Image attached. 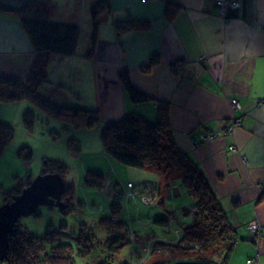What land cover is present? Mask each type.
Instances as JSON below:
<instances>
[{
	"label": "crops",
	"instance_id": "0c3cea01",
	"mask_svg": "<svg viewBox=\"0 0 264 264\" xmlns=\"http://www.w3.org/2000/svg\"><path fill=\"white\" fill-rule=\"evenodd\" d=\"M44 1L55 6L49 22L79 26L80 36L74 55L51 56L47 82L39 92L60 105L97 109L101 124L130 113L153 123L157 103H167L175 145L201 170L233 228L234 245L225 264H247L249 258L255 260L252 264H264V103L258 104L264 98V0H237L239 7L224 9L220 3L225 0H105L110 10L100 17L89 56L90 7L96 0H0V76L27 77L35 53L16 11ZM116 21L138 22L140 29L117 35ZM120 73H126L131 86L148 99L131 101ZM231 99L238 101L239 108L232 107ZM94 127L100 135V126ZM94 127L85 132L89 135ZM212 133L214 138L202 140ZM108 162L105 168L98 164L88 171L103 177L105 172L137 176L138 184L127 182L140 187L139 192L151 185L163 187L161 200L154 204L162 210L172 201L173 214L159 237L154 232L136 233L128 223L133 234L130 245L139 250L151 241L174 242L182 225L191 220L183 209L192 208L191 197L187 194L188 204L181 194L179 175L172 174L173 181L165 186L166 177L154 169H125ZM147 171L158 179L148 180ZM107 179L112 195L120 179ZM139 192L127 197L130 206L140 204ZM177 194L186 206L175 207ZM114 195L109 204L121 203ZM157 215L147 211L145 221L150 222L144 223L164 217ZM250 221L261 226L258 241L247 229Z\"/></svg>",
	"mask_w": 264,
	"mask_h": 264
},
{
	"label": "trees",
	"instance_id": "16d2710c",
	"mask_svg": "<svg viewBox=\"0 0 264 264\" xmlns=\"http://www.w3.org/2000/svg\"><path fill=\"white\" fill-rule=\"evenodd\" d=\"M54 9L53 4L44 1L30 4L16 11L35 55L24 80L0 77V104L32 102L52 118L67 122L74 128L100 126V140L107 157L126 167L155 169L166 177L164 178L165 186H170L168 183L173 181L172 174L179 175L183 187L192 199L191 207L193 208L192 211L186 208L182 212L190 215L191 220L182 225L179 236L174 242L158 241L156 247L165 249L168 254L147 264H172L186 257H191L189 260L212 262L214 257H217L221 264L227 263L234 245L233 228L201 170L175 145L167 103H157V117L153 123L146 121L140 115L130 113L118 121L101 124L97 109L60 105L51 96H45L39 92L40 85L47 82V66L51 56L74 55L80 36L79 26L49 22L48 17ZM109 10L110 7L105 0H96L90 7L93 31L88 56L93 52L100 17ZM114 28L117 35H120L140 29V25L133 21H116ZM119 78L131 101L143 102L148 99L131 86L126 73H120ZM32 115L26 110L23 113V122L28 131L32 130ZM12 138V124L0 119V155ZM76 143L80 148L78 140ZM18 154L24 161L32 159V153L28 147L20 148ZM66 169L64 162L60 160L44 159L40 174L59 173L64 177ZM102 178L101 174L88 171L84 174V183L101 189ZM17 184L6 192L7 196H4L3 203L11 202L14 195L21 193L23 187ZM154 187L156 199L159 202L162 189L157 185ZM73 193L72 183L66 181L61 196L63 205L59 208L63 215H68L75 209ZM121 209L120 201H113L110 204V216L99 220L100 228L107 235L103 245L107 256L98 264H112L113 257H118L123 247L130 244L126 228L128 222L118 221ZM170 212L168 217L156 218L154 224L166 228L169 224L168 219L173 214ZM83 229L81 228L79 237L77 235L76 244L71 245L60 240V232L53 230H48L40 237L35 236L22 229L18 220L8 236V251L6 257L0 259V264H76L75 255L84 257L91 253L93 248L91 237L88 234L84 236L87 230ZM191 245H196L198 250L192 249ZM132 249L135 250L130 252L127 261L123 264H127L132 257L139 258L140 251L136 250V247ZM178 253L185 257L171 259V256Z\"/></svg>",
	"mask_w": 264,
	"mask_h": 264
},
{
	"label": "rangeland",
	"instance_id": "374dc122",
	"mask_svg": "<svg viewBox=\"0 0 264 264\" xmlns=\"http://www.w3.org/2000/svg\"><path fill=\"white\" fill-rule=\"evenodd\" d=\"M82 39L83 38H81V40ZM24 108L26 111L33 114V126L31 131L27 130L26 124L23 122ZM0 119L4 121L7 119L6 121L11 123L13 128V138L0 155V206L3 204L4 196H7L6 192L11 189V187L18 183L17 185L20 184L21 187L24 188L30 184L31 180L35 179V177L40 174L44 159L61 160V162H64L67 167L66 172L64 173V179L70 181L75 190V201H73L75 209L70 214L63 215L58 207L41 206L35 215L21 217L19 219L20 226L22 229L39 237L44 235L48 230L60 232V240L71 245L76 244L77 235L79 237L81 228H84L83 230H87L85 231L84 236L88 234V236L91 237L93 248L91 253L84 257L75 255V263L98 264L99 261L104 260L107 255L103 245L107 239V235L103 229L100 228L99 220L110 216V200L113 199L112 195H114V193L119 192L115 190L112 195L109 193L111 189H107L110 187L107 178L108 176H111L112 178L117 176L120 179L118 188L124 187L129 180L138 184L140 179L137 176L134 178L133 176H122L120 173L117 175L116 173L108 174L105 172L106 176L102 178L103 183L100 187L103 191L107 190L105 193H101L96 187L84 183V174L88 171L89 166H95L98 164L99 166H102L108 162L104 152H99L101 149L103 151V148L99 129L97 127L91 129L90 131L92 132L88 135L85 132L86 128L77 129L70 126L67 122L52 118L44 110L36 107L32 102L27 101L14 102L12 104L1 103ZM75 133L79 135H75ZM75 136L81 141V143L79 142V145L86 150H81V147H78ZM83 138L88 142H92V144H85ZM22 147H28L31 150L32 159L29 162H25L18 154V151ZM89 148L91 150L87 151ZM109 159L115 164H120L112 158ZM120 165L123 168L128 169V167L122 164ZM106 166L107 165H104V168ZM108 168L112 167L109 165ZM139 171L142 170L139 169ZM150 172H145L148 176V180L153 181L158 179L153 172ZM163 183L165 184L166 181ZM135 184H133V188L137 189ZM146 186L142 185V187ZM124 189L125 188H123V190ZM181 189L183 198H185L186 202L189 204L190 198L187 196L186 189L184 187H181ZM137 191L138 190H136V192ZM154 193L155 188L152 186L139 192L138 198L141 204L137 206H130V203L127 202V194L124 193L121 197L122 209L120 218L126 223L128 222V219H130L131 221L129 220L130 222H128L129 226L136 233L148 232L153 234L152 232H154L156 234L155 236L159 237L157 235H160L161 232H165L166 229H162L152 223L145 224L146 222H150L145 221L147 219L146 212L151 211L152 214H156V216H158V213L164 217L168 216L169 211L172 209V201L166 203L165 210L156 207L157 205L149 208L143 204V197L146 199L144 202L146 203L149 199H152L150 196L154 195ZM174 199L177 201L175 205L176 208H179L178 205L180 204L182 207H184V204L186 206V203L182 201L181 195L177 194ZM169 231L171 234L170 237L172 239L175 238L173 230L170 228ZM132 248L133 244L125 245L121 250L120 255L118 257L114 256L111 263L123 264L127 261V257L132 251ZM139 251L141 252V249H139ZM161 254L162 253L155 252L154 255L151 256L149 260L147 258L148 261L146 260L147 262H144L143 264H147L149 261L159 260L164 257V254H162V256ZM182 257L185 256L178 253L171 256V259ZM190 258L191 257H186L185 259L189 260ZM214 262L215 264H221L220 261L218 262L217 257H214Z\"/></svg>",
	"mask_w": 264,
	"mask_h": 264
},
{
	"label": "water",
	"instance_id": "95a60500",
	"mask_svg": "<svg viewBox=\"0 0 264 264\" xmlns=\"http://www.w3.org/2000/svg\"><path fill=\"white\" fill-rule=\"evenodd\" d=\"M65 180L59 173L39 174L11 202L0 206V259L6 257L14 225L21 217L37 213L41 206L62 207ZM172 264H215L212 261L178 260Z\"/></svg>",
	"mask_w": 264,
	"mask_h": 264
},
{
	"label": "built area",
	"instance_id": "2783aa9c",
	"mask_svg": "<svg viewBox=\"0 0 264 264\" xmlns=\"http://www.w3.org/2000/svg\"><path fill=\"white\" fill-rule=\"evenodd\" d=\"M220 4H221V8L222 9H224L227 6H230L231 8H237V7L240 6V4H239V2L237 0H225V1H222ZM230 103H231L232 107H234L235 109L239 108V103H238V101L236 99H231ZM263 103H264V98L261 99L258 104L261 105ZM229 131H230V128H229L228 132ZM214 136H215V134H213V133L212 134H206V135L202 136V140L203 141H209L212 138H214ZM232 149H233V147H230V150H232ZM151 186L154 187L153 185H151ZM133 187H134L133 183L128 182L124 187H119L118 190H117L119 192H116L115 194L117 195V197H120V199H121V197L123 196L124 193H126L127 194L126 197H128V196H130V195H132L134 193H137V192H139L141 190L140 187H139V189H135ZM123 188H125V189L123 190ZM130 188H133V189H130ZM136 188H138V187H136ZM136 190H138V191L136 192ZM155 192H156V188H155ZM150 198H152V199L151 200L149 199V201L144 203L146 199L143 197V204L148 206V207H154L155 206L154 205L155 201L157 200L156 199V193H154V196L151 195ZM192 209L193 208H191L190 210L192 211ZM128 228H129V226L127 227V230H128L127 236H128V239L130 241H132L133 240V234L130 233ZM247 229L253 235V239L255 241H258V239L260 238V233H261L260 224L258 222H256V221H250L247 224ZM158 241L159 240L151 241V245L148 244L144 248H141V252H140L141 254L139 255V258H137V259L134 258L136 260V262H134L133 264H143L144 262H146L147 258L150 255L154 254L155 252L162 253V254H168V251H166L165 249H162V248L160 249V248L156 247V243ZM190 247L192 249H195V251L198 250V247L196 245H191ZM142 253H143V255H142ZM254 262H255V260L253 258H249L247 260V264H252Z\"/></svg>",
	"mask_w": 264,
	"mask_h": 264
},
{
	"label": "bare ground",
	"instance_id": "6f19581e",
	"mask_svg": "<svg viewBox=\"0 0 264 264\" xmlns=\"http://www.w3.org/2000/svg\"><path fill=\"white\" fill-rule=\"evenodd\" d=\"M134 262H136V260L132 257L128 260L127 264H133Z\"/></svg>",
	"mask_w": 264,
	"mask_h": 264
}]
</instances>
